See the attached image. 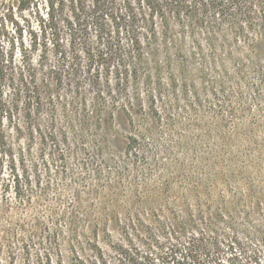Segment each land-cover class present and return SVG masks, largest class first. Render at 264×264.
<instances>
[{"label":"rangeland","instance_id":"obj_1","mask_svg":"<svg viewBox=\"0 0 264 264\" xmlns=\"http://www.w3.org/2000/svg\"><path fill=\"white\" fill-rule=\"evenodd\" d=\"M191 29L175 25L174 31L184 35L186 49L198 51L195 46L201 44L207 55L201 26ZM88 43L94 49L80 55L82 75L88 77L90 71L99 77L81 84L86 105L74 98L70 85H52V94L64 95L68 104L62 106L59 98L54 108L44 104L34 119L39 130L29 131L23 113L17 115L22 132L7 120L0 122L18 172L32 184V200L24 206L15 203L12 192L0 204V264L10 258H32L31 264H36L34 251L44 249L63 264H76V258L85 264H188L157 261L145 254L165 241L162 235L180 216L196 219L202 213L209 218L222 211L220 200L230 188L241 186L249 193L239 170L254 164L257 154L253 156L255 147L244 144V134L250 129L261 134L255 123L264 122V87L246 63L230 60L229 55L221 67L193 61L186 81L181 74L182 80L163 91L175 119L162 113L158 120L146 106L143 111L136 106L137 113L129 116L114 108L109 96L93 100L99 90L119 85L113 62L103 60L93 35ZM244 50L234 55L241 58ZM258 57L264 58L262 46ZM128 89L135 92L137 86L131 83ZM129 135L137 136L133 149L128 148ZM7 161L2 158L5 179L11 176ZM227 166L234 167L232 173ZM250 180L260 179L252 174ZM23 235L33 236L38 244L28 257L19 251L17 238Z\"/></svg>","mask_w":264,"mask_h":264},{"label":"trees","instance_id":"obj_2","mask_svg":"<svg viewBox=\"0 0 264 264\" xmlns=\"http://www.w3.org/2000/svg\"><path fill=\"white\" fill-rule=\"evenodd\" d=\"M175 25L191 30L195 25L201 26L208 42V54H203L201 44L195 46L198 51L186 49L185 37L175 33ZM194 31L190 35L195 37ZM90 35L100 45L103 60L113 62L119 85L117 89L108 85L107 90H99L93 94V100L98 102L109 96L112 106L129 116L137 113L136 108L143 111L146 106L151 107V115L158 120L162 113L170 120L175 119L173 105L167 104L163 91L182 80L181 74L186 81L193 61L200 66L208 63L221 67L229 55L230 60L240 61L241 65L246 63L264 87V58L258 57V49L264 47V0H0V122L7 120L16 132H22L17 115L23 113L29 131L39 130L34 126V119L44 104L54 108L58 98L62 106L68 104L64 95L52 94V85L55 88L70 85L74 98L86 105V92L81 84L86 78L91 84L99 77L90 71H87L89 78L82 75L80 55L84 50L94 49L88 43ZM241 47L245 52L237 58L234 53ZM131 83L137 86L135 92L128 89ZM158 101L160 106L156 104ZM262 121L255 123L262 129L261 134L255 129L244 134V144L255 147L253 156L257 154L253 157L254 164L239 170L249 193H244L241 186L230 188L228 198L224 196L220 200L222 211L209 218L202 213L196 219L180 216L162 235L165 241L152 245L154 249L146 256L152 255L154 260L162 262L186 261L188 264L208 260L264 264ZM127 138L128 148H135L137 136ZM0 157V204L12 192L15 203L24 206L32 200V184L28 176L22 179L18 172L16 156L1 128ZM3 157L10 162L11 176L7 179L2 174ZM227 169L232 173L234 167L227 166ZM252 174L260 179L257 183L250 180ZM17 241L21 257L30 256L38 246L33 236L23 235ZM15 254L12 250V256ZM208 254L217 258H200ZM221 254H227L228 258H219ZM34 257L36 264H63L62 260L46 254V249L34 251ZM80 259L76 258V264H85ZM31 260L10 258L5 264H31Z\"/></svg>","mask_w":264,"mask_h":264}]
</instances>
